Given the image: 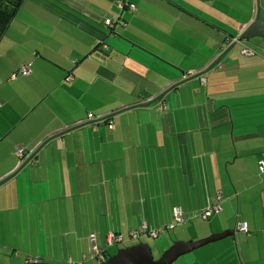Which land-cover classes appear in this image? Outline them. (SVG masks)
I'll use <instances>...</instances> for the list:
<instances>
[{"label": "crops", "instance_id": "1", "mask_svg": "<svg viewBox=\"0 0 264 264\" xmlns=\"http://www.w3.org/2000/svg\"><path fill=\"white\" fill-rule=\"evenodd\" d=\"M131 1L22 0L0 37V179L47 140L0 185V264L99 263L92 237L129 246L142 221L157 239L178 228L170 244L232 229L212 248L234 256L194 262L264 264V46L204 72L257 0Z\"/></svg>", "mask_w": 264, "mask_h": 264}, {"label": "water", "instance_id": "2", "mask_svg": "<svg viewBox=\"0 0 264 264\" xmlns=\"http://www.w3.org/2000/svg\"><path fill=\"white\" fill-rule=\"evenodd\" d=\"M259 0L256 3V11L253 20L246 26V28L237 36L236 40L233 41L227 48L223 50L204 70L207 72L212 67L217 65L222 57L225 56L228 52H230L238 43L243 40H248L253 37H258L264 42V17H262L260 10ZM196 75L192 76L195 77ZM180 82L169 86L165 90H163L160 94H158L154 100L150 102H142L139 104L140 106H148L149 104L161 100L164 95L172 88L176 87ZM110 115L104 116L105 118L110 117ZM63 132H60L61 134ZM58 135V134H56ZM47 142L45 140L42 142L34 151L30 153V155L25 158L19 166L10 174L0 179V185L6 182L8 179L13 177L15 174L19 172L39 151V149ZM234 235V231L224 230L219 233H211L210 235L199 238L197 240H176L173 241L165 250H163L157 258H154L152 253V248L149 243L139 240L138 243L123 246L120 248H116V251L112 254H109L104 260L100 261L98 264H171L175 261L179 256L189 253L197 248H200L206 244L224 239L226 237H230ZM0 262L3 263V259L0 256Z\"/></svg>", "mask_w": 264, "mask_h": 264}, {"label": "built area", "instance_id": "3", "mask_svg": "<svg viewBox=\"0 0 264 264\" xmlns=\"http://www.w3.org/2000/svg\"><path fill=\"white\" fill-rule=\"evenodd\" d=\"M123 6L127 7L128 9H130L131 11L136 10V5L134 4L133 1L131 0H123L122 3ZM105 24L111 26V19L110 18H106L105 19ZM248 50L246 48L242 49V52L245 53ZM30 71L29 68V63L28 64H22L21 66H19L17 68L16 71L12 72L9 76V78H15L17 75H25ZM201 80L204 82L205 79L201 76ZM159 110L161 111H166L167 110V105L163 102L160 103L159 105ZM15 154L18 156H23L24 151L22 150V148L20 147H16L15 149ZM260 170L263 171L264 170V162H260ZM220 194L217 195L215 202H213L211 205H209L207 208H205L204 210L201 211V216L202 218H208L211 215L219 212L220 210ZM173 219H174V223L175 224H184L187 222V219H185L182 215V212L180 211L179 208H174L173 210ZM170 227H174V224H171ZM237 229L241 232H247V228L244 222H238L237 224ZM144 235H148L149 237L153 238V239H157L158 235H159V230L156 229H150L146 226V224L142 221V223L140 224L139 228L131 231L130 232V239L131 240H137L139 241L140 238ZM92 247H91V254L90 257L99 259V260H103L105 257V253L104 250L99 248L95 242L94 239L92 237ZM120 243H124V240L122 238V236L118 233L115 232H109L106 236V246H111V245H119ZM27 263H33L36 264L38 263L40 260L37 258H33V257H27V259L25 260ZM69 264H74L73 262H70Z\"/></svg>", "mask_w": 264, "mask_h": 264}, {"label": "rangeland", "instance_id": "4", "mask_svg": "<svg viewBox=\"0 0 264 264\" xmlns=\"http://www.w3.org/2000/svg\"><path fill=\"white\" fill-rule=\"evenodd\" d=\"M259 4L262 7H264V0H259ZM262 17H264V11H263ZM247 21H245V22H247ZM246 42L258 45V48L264 46V42L258 37L250 38ZM234 52L237 53L240 56V53H239L240 52V45L239 44H237L234 47ZM243 59H244V57H243ZM46 150H58V148L56 146H54V145H53V147H51L49 145V147H47ZM56 181L58 182L59 180H56ZM178 231H179L178 228H177V230L175 232H173V230H170L169 231V236L170 237L168 236L167 232H165V233L160 234L158 239H153V238L148 237V236L147 237L146 236H142L140 238V240L142 239V241L149 243V245L152 248L153 256L155 258H157L159 256V254L170 245L169 241L171 239V236H172V239H174L175 238L174 235L177 234ZM207 235H205V236H207ZM205 236H202V237H205ZM202 237H200V238H202ZM130 240L126 241L127 245H133V244H136V243L139 242L137 240H131V241ZM178 240H180V239H178ZM220 241H216V242H212V243L206 244V245H204V246H202L200 248H197V249H195V250H193V251H191L189 253L181 255L172 264H197L194 261H197V260L198 261H203L205 259L206 260L207 259H219V258H222V257L227 258L230 254H232L234 256V248L229 247V248H231L233 250L232 253H230L231 250L227 251V248H225V247H222V248L217 247L215 249L212 248V246H215V244H218ZM120 245H123V243H120ZM104 249H105L104 251H106L108 253H112V252L114 253L116 251V245L106 246V247H104ZM30 264H33V263H30ZM94 264H98V262L95 261Z\"/></svg>", "mask_w": 264, "mask_h": 264}, {"label": "trees", "instance_id": "5", "mask_svg": "<svg viewBox=\"0 0 264 264\" xmlns=\"http://www.w3.org/2000/svg\"><path fill=\"white\" fill-rule=\"evenodd\" d=\"M22 0H0V37L10 25ZM229 44V39L226 40Z\"/></svg>", "mask_w": 264, "mask_h": 264}, {"label": "flooded vegetation", "instance_id": "6", "mask_svg": "<svg viewBox=\"0 0 264 264\" xmlns=\"http://www.w3.org/2000/svg\"><path fill=\"white\" fill-rule=\"evenodd\" d=\"M108 255H109V254H106L105 256L107 257ZM106 257H105V258H106ZM105 258H104V259H105ZM154 258H155V257H154Z\"/></svg>", "mask_w": 264, "mask_h": 264}]
</instances>
